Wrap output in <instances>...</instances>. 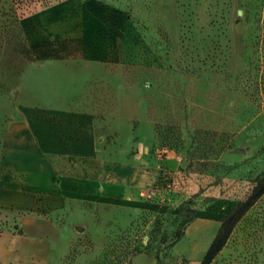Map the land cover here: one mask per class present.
Here are the masks:
<instances>
[{"label":"rangeland","instance_id":"1","mask_svg":"<svg viewBox=\"0 0 264 264\" xmlns=\"http://www.w3.org/2000/svg\"><path fill=\"white\" fill-rule=\"evenodd\" d=\"M62 1L0 0V128L26 107L78 112L114 148L149 139L168 172L137 206L71 204L50 257L186 264L169 245L179 207L222 221L264 172V0H76L69 27L44 29ZM209 264H264V193Z\"/></svg>","mask_w":264,"mask_h":264},{"label":"crops","instance_id":"2","mask_svg":"<svg viewBox=\"0 0 264 264\" xmlns=\"http://www.w3.org/2000/svg\"><path fill=\"white\" fill-rule=\"evenodd\" d=\"M74 4L62 1L40 11L44 29L62 22L69 27L76 20L68 16ZM79 25L94 32L104 27L87 14ZM148 143L138 139L137 145L114 148L104 143L96 123L78 112L26 107L6 122L0 128V264H55L51 243L60 240V218L71 204L130 208L143 202L168 172L158 157L146 154ZM219 226L213 215L197 212L172 246L174 254L199 264Z\"/></svg>","mask_w":264,"mask_h":264},{"label":"trees","instance_id":"3","mask_svg":"<svg viewBox=\"0 0 264 264\" xmlns=\"http://www.w3.org/2000/svg\"><path fill=\"white\" fill-rule=\"evenodd\" d=\"M262 193H264V172L254 185L247 201L242 204V208L232 213L230 216H228L222 221L218 218L220 221L218 231L212 239L211 243L209 244L199 264H209L212 261L214 256L222 249L229 233L232 230L234 222L240 217L242 211L246 207L251 205ZM179 211L181 214H183L182 219L180 220L177 230L173 233V239L169 243L170 246H173L178 240L183 237L186 225L194 219L197 213H194L193 210H187L183 206L179 207ZM161 241L163 242V238L161 239Z\"/></svg>","mask_w":264,"mask_h":264}]
</instances>
